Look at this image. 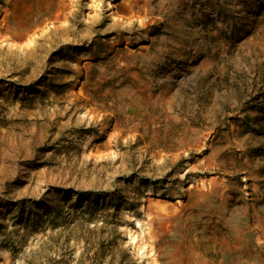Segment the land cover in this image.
Instances as JSON below:
<instances>
[{
  "label": "rangeland",
  "instance_id": "374dc122",
  "mask_svg": "<svg viewBox=\"0 0 264 264\" xmlns=\"http://www.w3.org/2000/svg\"><path fill=\"white\" fill-rule=\"evenodd\" d=\"M23 1L52 0H0V264H264V0H64L20 34Z\"/></svg>",
  "mask_w": 264,
  "mask_h": 264
},
{
  "label": "bare ground",
  "instance_id": "6f19581e",
  "mask_svg": "<svg viewBox=\"0 0 264 264\" xmlns=\"http://www.w3.org/2000/svg\"><path fill=\"white\" fill-rule=\"evenodd\" d=\"M125 2H128V0H126ZM27 4L28 3L26 1L16 3L14 5L12 12L9 13V15H8V18L11 20L12 24L14 25L13 27L18 28V30H16V32L20 33V34H26L28 32L29 28L35 26L38 23V21L40 20V18L44 15H51V16L56 17L64 5V0L47 1L46 7L44 8V10L39 15H36V16L35 15H27L28 13L24 14L25 15V16H23L24 20L19 22L16 18V13L20 8H23V9L26 8L27 9ZM124 12L129 15V14H133L134 10L133 9L131 10V8L130 9L128 8V9H124ZM161 205L164 206V212L165 211L167 212L166 209H167V206H169L168 203L162 202Z\"/></svg>",
  "mask_w": 264,
  "mask_h": 264
},
{
  "label": "water",
  "instance_id": "95a60500",
  "mask_svg": "<svg viewBox=\"0 0 264 264\" xmlns=\"http://www.w3.org/2000/svg\"><path fill=\"white\" fill-rule=\"evenodd\" d=\"M130 2H126V5H129ZM163 202H167L169 206H167V211L168 212H176L179 208L178 203H174V202H169V201H163Z\"/></svg>",
  "mask_w": 264,
  "mask_h": 264
}]
</instances>
